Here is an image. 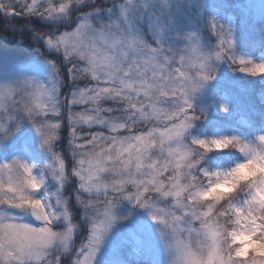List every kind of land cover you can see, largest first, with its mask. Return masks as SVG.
Here are the masks:
<instances>
[{
  "label": "rangeland",
  "instance_id": "obj_1",
  "mask_svg": "<svg viewBox=\"0 0 264 264\" xmlns=\"http://www.w3.org/2000/svg\"><path fill=\"white\" fill-rule=\"evenodd\" d=\"M17 1H29L31 7L39 0ZM234 2L246 16L239 33L264 17V0ZM127 4L118 34L91 32L86 21L49 41L50 52L76 57L96 84L69 96L66 121L56 109L59 79L53 65L33 51L0 45V264H111L108 258L121 259L125 249L133 260L125 264H264V225L258 220L264 210V121L251 134L235 127L230 134L212 129L203 143L207 150L222 153L232 144L239 158L227 168L221 160L212 162L201 172L205 185L187 192L180 176L190 169L189 121L119 138L125 124L97 107L101 100H121L137 120L169 121L184 92L202 95L210 84L229 78L228 59L244 78L264 82V49L255 57L234 52L235 17L221 11L223 0ZM182 14L190 25L180 53L173 62L160 59L164 38ZM195 26L207 29L213 41ZM141 27L157 42L153 51L144 49L149 43ZM259 98L264 108V90ZM230 100L221 92L215 112L230 116ZM85 105L73 114V108ZM26 120L30 128H23ZM236 122L247 126L241 116ZM63 127L67 144L58 138ZM55 143L58 150H76L70 174L52 152ZM29 144L43 146L46 172ZM72 174L82 195L76 201L78 220L86 226L81 230L62 200ZM242 184L243 198L229 202L232 229L225 232L213 206ZM31 208L42 212L45 225L32 223Z\"/></svg>",
  "mask_w": 264,
  "mask_h": 264
},
{
  "label": "trees",
  "instance_id": "obj_2",
  "mask_svg": "<svg viewBox=\"0 0 264 264\" xmlns=\"http://www.w3.org/2000/svg\"><path fill=\"white\" fill-rule=\"evenodd\" d=\"M223 4L220 8L221 11L232 14L235 17L237 37L234 43V52L246 53L251 57H255L264 49V17L255 23L250 22L247 26V32L242 34L239 33V29L242 19L246 18L245 14L243 15L242 13L243 9L238 8L234 0H223ZM125 10H128L127 0H39L37 4L31 7H29V1L0 0V45L10 48L19 46L25 50L33 51L38 54L39 60L47 61L53 65L59 79L58 105L56 109L59 112L58 117H60V120L66 121L69 96L74 91L86 90L94 85L96 86V84L88 73L81 71L80 62L76 57L68 58L61 52H50L48 49L49 41L51 42L63 35L73 33L86 21L89 23L91 29L89 28L90 30H88L91 32L96 33L99 31L105 34H118L122 31L123 23L120 18L123 17V11ZM185 18H188L186 14L178 17L175 20L178 23L177 26L175 29H171L168 37L164 38L162 45L164 51L161 54L162 56L159 57L160 59H168L173 62V58L179 55L181 45L186 39L185 32H187L190 25L187 24ZM141 28L143 29V38H146L149 43L148 47L144 49L153 51L157 42L152 40L148 30L144 27ZM195 30L199 31L202 36H208L213 41L209 37L210 34L207 29H200L195 26ZM226 62L229 68L232 69V74L229 75V78L210 84L207 91L202 95L196 93V96L191 97V93L184 92L182 99L185 100L175 104V108H171L173 118L169 121L168 118L165 121L137 120L135 116H132L133 111L129 109V105L121 100H101L98 102L97 107L103 111L102 115L115 120L116 123L125 124V129L117 133L119 138L141 137L151 130L160 131L167 128V125H178L182 119L189 121L185 139L190 148V158L187 162L190 169L188 175L184 172L180 178L184 182V188L187 186V192L200 188L206 183V179L201 175V172L203 169L209 168L212 162L221 160L225 168H227L239 158L238 149L232 144L222 153L208 151L203 143L208 138L211 130L218 128L230 134L235 127L242 132H246V134H251L256 132L264 121V108L258 105L260 101L259 94L264 90V82L257 79L244 78L240 75L235 63L230 59ZM171 75L175 76L176 74ZM221 92L230 94V116H220L214 110V105ZM162 99L163 97H160L156 100L160 101ZM173 99L175 97H171V100ZM170 107L168 106V108ZM87 108V105L73 108V114L76 113L75 111L82 112L81 110H86ZM169 111L170 109L167 110V112ZM240 116L245 119L246 127L236 122V119ZM167 117H169V114ZM167 121L168 123H166ZM17 122L15 121V123ZM22 125L23 128H30L31 126L27 120L22 121ZM191 137H195L202 142L200 144L192 143L189 140ZM58 138L67 144L69 138L67 128L63 127L59 131ZM23 142L24 139L19 141L18 147H21ZM59 144L55 143L52 146V148L56 147L54 150L52 149V152L58 159L62 160L66 172L70 174L71 171L75 170V164H73L71 156L76 150H64V147L58 150ZM30 147L34 157L39 161V165L44 167L43 146L32 147L31 145ZM42 170L46 172L45 167ZM68 181L67 187L62 191V200L67 207L70 221L81 230L86 227L84 220L83 222H81V219L78 220L80 217L78 214L81 210L76 201L82 196L80 195L81 191L73 174L68 177ZM245 188L246 184H242L232 195L225 196L218 204L213 206V214L217 218L216 222L225 232L232 229L233 217L228 211L229 202L234 198L242 199ZM263 211L258 214V220L264 225ZM125 251L126 249L121 252V259L108 258L110 263L125 264L133 261L132 258L126 256Z\"/></svg>",
  "mask_w": 264,
  "mask_h": 264
},
{
  "label": "water",
  "instance_id": "obj_3",
  "mask_svg": "<svg viewBox=\"0 0 264 264\" xmlns=\"http://www.w3.org/2000/svg\"><path fill=\"white\" fill-rule=\"evenodd\" d=\"M29 217L31 221L36 224V225H45L46 224V219L42 212L37 209V208H31L29 211Z\"/></svg>",
  "mask_w": 264,
  "mask_h": 264
}]
</instances>
